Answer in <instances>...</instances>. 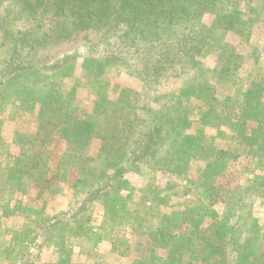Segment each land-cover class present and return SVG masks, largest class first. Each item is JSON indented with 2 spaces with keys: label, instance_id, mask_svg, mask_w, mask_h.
<instances>
[{
  "label": "rangeland",
  "instance_id": "rangeland-1",
  "mask_svg": "<svg viewBox=\"0 0 264 264\" xmlns=\"http://www.w3.org/2000/svg\"><path fill=\"white\" fill-rule=\"evenodd\" d=\"M169 1L205 43L142 78L122 11L56 38L0 0V60L39 72L0 91V264H264V0Z\"/></svg>",
  "mask_w": 264,
  "mask_h": 264
},
{
  "label": "trees",
  "instance_id": "trees-1",
  "mask_svg": "<svg viewBox=\"0 0 264 264\" xmlns=\"http://www.w3.org/2000/svg\"><path fill=\"white\" fill-rule=\"evenodd\" d=\"M18 10L25 13L27 19L34 18L35 14L44 5H49L54 22L59 28L56 38H68L73 29H83L87 21L93 19L95 12L102 14L106 11L109 16L117 10L122 11L119 23L123 25V30L117 36L119 45L131 50L132 57L136 58L141 64V70L137 76L153 77L161 74L162 71L171 69L174 66L177 57L176 52L172 53V47L178 50V53L185 51L201 52L204 45L203 34H194L191 36L185 33L181 23L187 16L185 11L180 12L181 18L177 22H172L173 16L171 9L174 8V2L164 0V7L161 10H145L142 13H135L129 9L130 0H14ZM112 1L117 2L116 9L110 7ZM218 0H214V6ZM125 13V14H124ZM176 13V12H175ZM103 15V14H102ZM106 13L102 17H106ZM108 16V17H109ZM8 17V16H7ZM7 22V21H6ZM171 23V24H169ZM132 31H137L139 36ZM202 33V32H201ZM6 32H4L5 36ZM212 43V46L214 45ZM210 44V43H209ZM182 51V52H181ZM122 53H117L107 57V62H122ZM61 65V64H59ZM59 65H53L52 69ZM33 65L30 64L27 54L15 43L8 50L7 56L0 60V91L12 89L13 84L23 77H30L32 74H38ZM32 72V73H31ZM147 80V79H145ZM66 108V107H65ZM55 113L64 111V104L51 107ZM64 109V110H63ZM158 143H156L157 145ZM151 146H149V149ZM148 149V148H147ZM146 153V151H145ZM31 167H39L37 162ZM28 168L23 165L22 170Z\"/></svg>",
  "mask_w": 264,
  "mask_h": 264
}]
</instances>
